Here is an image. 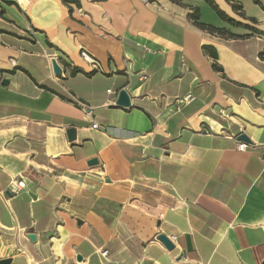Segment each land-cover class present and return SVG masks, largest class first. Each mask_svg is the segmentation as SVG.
<instances>
[{
  "label": "crops",
  "instance_id": "1",
  "mask_svg": "<svg viewBox=\"0 0 264 264\" xmlns=\"http://www.w3.org/2000/svg\"><path fill=\"white\" fill-rule=\"evenodd\" d=\"M2 78L0 259L264 263V0H0Z\"/></svg>",
  "mask_w": 264,
  "mask_h": 264
},
{
  "label": "water",
  "instance_id": "2",
  "mask_svg": "<svg viewBox=\"0 0 264 264\" xmlns=\"http://www.w3.org/2000/svg\"><path fill=\"white\" fill-rule=\"evenodd\" d=\"M51 66H52V71H53V73L55 75H61L62 69L59 66V64L57 63L55 58H51ZM0 83L2 85H7L8 84V80L5 79V78H2L0 80ZM116 104L121 106V107H128L130 105V98H129V95L126 92L125 89H120L118 91L117 98H116ZM66 134H67V137H68L69 141H72V140L75 139V129L74 128H68L66 130ZM237 139L240 140V141L250 142L249 138L244 133L238 134L237 135ZM96 163H97V159H95V158H92V159L88 160V164L89 165H93V164H96ZM5 193L8 196H12L13 195L9 191H6ZM76 221H77L78 225H81L82 222H81V220L79 218H77ZM28 238L30 240H32V241H35V234L28 233ZM156 238L163 243V245L165 246L166 249L172 250L174 248V245H173L171 239L168 238L165 234L160 233V234H158L156 236ZM78 258H79V256H78ZM10 262H11L10 258L0 259V264H10Z\"/></svg>",
  "mask_w": 264,
  "mask_h": 264
},
{
  "label": "built area",
  "instance_id": "3",
  "mask_svg": "<svg viewBox=\"0 0 264 264\" xmlns=\"http://www.w3.org/2000/svg\"><path fill=\"white\" fill-rule=\"evenodd\" d=\"M145 1V0H143ZM80 56L81 58L89 63V64H92L93 66H96L97 65V62L96 60L84 49H81L80 50ZM145 76H143L141 79H144ZM109 93H113L111 90H108ZM194 99V96H192L191 94H187L186 96H184L180 101H191ZM77 104V102H76ZM92 127L95 128L96 127V124H92ZM247 147V144L245 142H240L237 146V148L239 150H244L245 148ZM103 165V164H102ZM25 187V183L23 181L22 178H19V179H12L10 182H9V186H8V190L10 193H12L13 195H16L18 194L21 190H23ZM100 255L101 256H105L107 254V250H100L99 251Z\"/></svg>",
  "mask_w": 264,
  "mask_h": 264
},
{
  "label": "trees",
  "instance_id": "4",
  "mask_svg": "<svg viewBox=\"0 0 264 264\" xmlns=\"http://www.w3.org/2000/svg\"><path fill=\"white\" fill-rule=\"evenodd\" d=\"M219 14H221V13L219 12Z\"/></svg>",
  "mask_w": 264,
  "mask_h": 264
}]
</instances>
